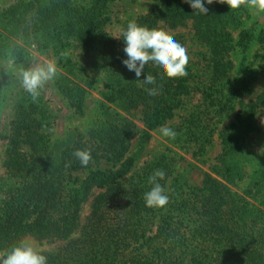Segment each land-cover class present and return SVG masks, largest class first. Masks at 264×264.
Masks as SVG:
<instances>
[{
	"label": "trees",
	"instance_id": "1",
	"mask_svg": "<svg viewBox=\"0 0 264 264\" xmlns=\"http://www.w3.org/2000/svg\"><path fill=\"white\" fill-rule=\"evenodd\" d=\"M86 1L18 0L1 14L0 36L5 35L7 45L0 41V55L7 48L26 70L28 47L51 50L60 68L73 75H59L57 87L76 111H81L85 88L91 85L78 78L85 69L66 59L65 49L81 51L103 77L104 87L100 118L87 133L75 134L67 147L49 144L50 120L40 102L22 96L16 103L3 161L2 257L29 237L63 244L56 253H42L47 264H264V165L247 174L239 160L264 115V91L254 100L239 101L234 120L219 132L221 152L200 186L190 188L193 198L187 204L174 200L163 208L146 207L143 195L152 187L148 177L159 169L169 178L172 167L161 158L136 170V156H128L139 133L134 120L138 117L143 124L142 148L150 132L171 121L191 96L194 75L187 66L186 77L169 79L149 62L136 80L122 63L127 58L122 35L127 25L117 41L106 31L108 6L114 0ZM244 6L230 10L227 4L205 2L209 11L204 15L194 13L184 0H162L135 21L150 29H160V24L176 29L191 22L196 39L208 50L213 88L226 97L231 92L232 54L236 49L245 53L252 39L240 30ZM147 74L156 78L155 85L143 84ZM151 87L159 95L149 96L146 88ZM211 135L204 130L190 133L198 155L211 143ZM77 149L91 151L87 167L73 155ZM101 163L111 164L113 171L92 170ZM83 172L88 177L80 181L75 175ZM244 179L240 195L230 190L229 185ZM91 196L89 216L80 227L82 207Z\"/></svg>",
	"mask_w": 264,
	"mask_h": 264
},
{
	"label": "rangeland",
	"instance_id": "2",
	"mask_svg": "<svg viewBox=\"0 0 264 264\" xmlns=\"http://www.w3.org/2000/svg\"><path fill=\"white\" fill-rule=\"evenodd\" d=\"M18 0H0V18L3 11L12 6ZM79 3H85L86 0H76ZM162 0H114L108 6V23L106 31L113 40H118L124 27L129 21H135L137 18L147 14L157 8ZM242 15V26L240 30L250 33L252 39L248 44L245 53L236 49L232 54L234 64L233 71L228 75L231 92L222 97L213 88L211 79H209V53L204 44L200 43L195 35L191 22L184 27L169 29L160 24V29L171 34L182 46H184L189 55V64L194 79L192 81L193 92L191 96L184 98L183 104L175 111V116L162 127H169L176 132L175 139L165 137L160 128L150 132V139L141 148V134L143 124L138 117L134 122L138 129V134L132 141V147L129 157L135 155L136 170L140 169L146 162L164 158L165 162L172 167V174L169 178H164L165 194L168 196L169 204L173 201L181 206L187 204L193 198L190 188L200 186L206 173H210V166L215 163V158L221 152L219 132L226 125L234 120L239 110V101L247 102L254 100L262 91H264V12L244 6ZM0 34H2L0 32ZM3 36L0 41L6 46L7 42ZM116 37V38H115ZM78 49L70 47L65 49V57L73 63H78L85 70L78 78L91 87L85 88L86 94L82 103L81 111H76L69 105L67 99L62 97L57 87L59 75H68L59 66V57L51 50L39 52L32 48H27V59L29 66L26 70L35 69L38 66H45L48 62H54L58 67L57 76L47 81L40 90L41 94L36 100L40 102L48 112L50 126L46 130L49 136L51 146H70L77 133L85 134L100 118L99 105L102 102L101 90L103 87V77L95 69L88 65V59L82 55ZM59 61V62H58ZM77 68V67H76ZM21 65L15 57L7 51V48L1 50L0 55V203L4 198L2 187L5 171L3 161L7 148V135L9 125L14 116V107L22 96L30 97L22 84ZM78 81V80H75ZM218 88V87H217ZM227 94V89L223 90ZM221 101H217V99ZM231 97L233 100L228 101ZM222 105V106H221ZM226 105V107H225ZM224 108V109H222ZM258 131L251 135L248 149L240 157L241 165L245 168L247 174L256 171L259 165H264V115H261L257 122ZM200 130L211 131V143L207 144L204 151L198 155L197 145L190 140V133H198ZM93 171L112 170L111 164L101 163L99 167L94 166ZM78 179L85 180L88 172L76 174ZM128 175L126 178H128ZM164 181V182H163ZM244 182L236 186H230L232 192L240 195L244 189ZM99 191L95 192L98 193ZM90 199L82 207L80 213V227H83L90 213ZM179 206V208H180ZM169 208V207H167ZM78 235V233H77ZM24 244H30L42 253H56L61 249V242L47 243L36 242L32 238H26ZM0 259L2 254L0 253Z\"/></svg>",
	"mask_w": 264,
	"mask_h": 264
},
{
	"label": "clouds",
	"instance_id": "3",
	"mask_svg": "<svg viewBox=\"0 0 264 264\" xmlns=\"http://www.w3.org/2000/svg\"><path fill=\"white\" fill-rule=\"evenodd\" d=\"M194 10V13L207 15L208 5L214 2L227 4L230 10L239 9L246 5L249 8L264 12V0H184ZM123 48L126 59L122 63L129 71L135 73L136 80H140L145 66L151 62L155 67L161 69L169 79L186 77L189 55L184 46L177 42L174 37L159 28H148L141 26L136 21H129L127 29L123 32ZM116 38V37H115ZM58 67L54 62H48L45 66L22 72V84L32 98L36 101L47 81L53 80L58 74ZM144 85H155L156 78L147 74L143 79ZM149 96L159 95L156 87L146 88ZM161 133L165 137L175 139L176 132L169 127H162ZM73 155L81 166L87 167L92 161L90 150L77 149ZM165 178L163 170H156L148 177V183L152 185L149 191L143 195L145 206L148 208H163L167 205L169 198L165 194L164 187L158 182ZM0 264H47V257L30 244H18L3 255Z\"/></svg>",
	"mask_w": 264,
	"mask_h": 264
}]
</instances>
